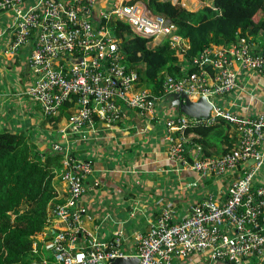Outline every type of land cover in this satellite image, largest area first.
I'll list each match as a JSON object with an SVG mask.
<instances>
[{"label":"built area","instance_id":"built-area-1","mask_svg":"<svg viewBox=\"0 0 264 264\" xmlns=\"http://www.w3.org/2000/svg\"><path fill=\"white\" fill-rule=\"evenodd\" d=\"M0 13L7 14L10 21L0 32V37L7 34V54L12 57L21 48H28L34 83L27 94L44 116L57 117L65 103L73 104L64 136L68 131L91 128L94 116L111 124L135 111L147 122L164 123L167 119L168 157L201 179L232 174L247 162L259 168L264 163V115L243 117L219 104L238 87L240 72H264V54L254 53L245 39L238 38L227 47H211L191 58V66L197 68L193 73L178 79L170 75L163 78L165 95L185 93L191 101L205 97L211 104L207 124L223 121L239 136L236 150L188 164L182 143L174 142L172 134L179 133L185 143L183 131L195 120L184 115L171 117V109L166 113L162 107L159 110L149 90L134 85L138 74L127 68L119 48L121 39L108 25L119 21L128 25L133 35L148 38L155 45L166 41L182 61L188 42L175 34L169 19L152 14L141 2L127 5L124 0H0ZM51 147L64 155L62 179L67 185V200L50 208L48 225L32 244L33 264H111L128 257L136 258L138 264H173L175 259L198 252H207L213 262L230 264L264 258V183L258 188L251 186L259 168L250 167L233 179L221 203L210 196L178 221L171 210L162 209L145 235L128 239L122 231H115L110 239L100 241L82 222L87 216L81 203L83 183L92 171L91 162L80 160L70 165L68 146L54 142Z\"/></svg>","mask_w":264,"mask_h":264},{"label":"crops","instance_id":"crops-1","mask_svg":"<svg viewBox=\"0 0 264 264\" xmlns=\"http://www.w3.org/2000/svg\"><path fill=\"white\" fill-rule=\"evenodd\" d=\"M180 1L190 11L203 6L200 0ZM9 25L8 15L0 13V32ZM6 36L0 37V130L25 136L40 152L50 151L52 144L58 142L68 146L77 161L92 162L93 170L85 180L86 192L81 201L87 213L82 222L100 241L108 240L115 231H122L128 239H133L135 234L145 235L162 209L171 210L178 221L189 215L192 206L207 201L210 196L214 202L221 203L231 181L251 167V162H247L232 174L201 179L168 157L163 121H143L132 111L126 112L119 123L99 122L92 129L68 131L64 136L62 132L72 111L63 110L54 118L44 116L38 103L27 94L34 83L28 48L9 56L4 45ZM219 104L243 117L264 115V72H240L238 87L219 100ZM163 105H159V110L161 107L163 112L170 110L167 105L165 110ZM236 144L237 135L228 128L220 139V148L229 152ZM198 151L189 152L193 159L200 156ZM224 154L214 152L211 157ZM63 168L66 169L65 165ZM263 181L264 166L255 174L253 186ZM96 183L99 187H94ZM54 187L57 199L65 201L67 185L62 177L56 176ZM94 229L101 232V238ZM173 264L227 263L211 262L207 252H198L184 260L176 259ZM242 264H264V258H251Z\"/></svg>","mask_w":264,"mask_h":264},{"label":"trees","instance_id":"trees-1","mask_svg":"<svg viewBox=\"0 0 264 264\" xmlns=\"http://www.w3.org/2000/svg\"><path fill=\"white\" fill-rule=\"evenodd\" d=\"M200 1L203 6L198 11H190L181 5L180 0L175 3L164 0H124L127 5L141 2L152 14L163 16L172 22L175 34L188 42L182 61L166 41L150 46V39L133 35L128 25L119 21L108 23L112 26L115 37L121 39L119 48L125 56L126 65L137 72L138 82L145 87L143 89L149 90L157 99V107L160 98V103L165 104L164 76L170 75L178 79L195 72L197 68L191 66V58L211 47H227L242 38L250 43L254 53L264 54V0ZM72 105L65 103L64 107ZM163 107L166 110V105ZM132 112L138 116L137 112ZM171 112V117L182 116L178 111L175 113L171 109ZM94 120V123L112 125L122 119L111 124L99 121L95 116ZM165 120L167 119H164V123ZM92 128L93 126L90 129ZM227 129L224 122L207 124L206 120H191L183 131V136L187 138L185 143L181 141L179 133L172 134V138L174 142L182 143L187 158L185 163L191 164V150H199V155L208 158L214 152L227 153V150L220 148V139ZM189 135L193 136L188 138ZM62 147L65 148L66 145ZM50 149L40 152L25 136L0 130V264H33L32 244L48 225L50 208L56 204H64L67 200V197L65 201L63 198L57 199L58 192L54 187L56 176L62 177L66 172L63 168L64 155L53 151L52 147ZM68 155L72 158L69 164H74L77 158L70 150ZM91 169L93 170L92 165ZM94 187H99V184H94ZM247 260L249 259L242 260L239 264Z\"/></svg>","mask_w":264,"mask_h":264},{"label":"water","instance_id":"water-1","mask_svg":"<svg viewBox=\"0 0 264 264\" xmlns=\"http://www.w3.org/2000/svg\"><path fill=\"white\" fill-rule=\"evenodd\" d=\"M94 20L98 21V18L95 15ZM69 60L80 61V59L74 60L73 58H69ZM164 103L170 109H175L180 114L197 122L208 120L210 116L211 104L203 96L199 97L196 101H191L185 93H172L164 97ZM111 264H138V260L136 258L128 257L114 260Z\"/></svg>","mask_w":264,"mask_h":264},{"label":"rangeland","instance_id":"rangeland-1","mask_svg":"<svg viewBox=\"0 0 264 264\" xmlns=\"http://www.w3.org/2000/svg\"><path fill=\"white\" fill-rule=\"evenodd\" d=\"M150 45L151 46H153V45H155V44H153L152 42H150ZM21 50H23V49H20L19 51H21ZM17 54V53H16ZM126 64V63H125ZM127 66V65H126ZM127 68L129 69V67L127 66ZM129 70H133V69H129ZM141 83V82H140ZM139 82H138V80L135 82V86H137V88L138 89H143V88H145L144 86H143V84H140ZM140 84V85H139ZM214 101V100H213ZM160 105H161V103H160ZM70 109V107L69 108H64L63 110H69ZM71 110V109H70ZM164 111V110H163ZM234 114V113H233ZM220 122H223V121H220ZM219 122V123H220ZM225 123V122H224ZM225 125L227 126V128H229V129H232V130H234V132L236 133V135H237V144H236V147L233 149V150H236L237 148H238V141H239V136H238V134H237V132H236V130L232 127V126H230L229 124H227V123H225ZM36 147V146H35ZM37 148V147H36ZM38 149V148H37ZM39 150V149H38ZM233 150H231V151H233ZM231 151H229V152H231ZM229 152H227V153H229ZM226 154V153H225ZM194 158V157H193ZM202 158H207V157H202L201 155L200 156H195V159H202ZM194 160V159H193ZM264 166V163L262 164V166L261 167H263ZM251 167H253L252 169L253 170H257L258 168H259V166H257V164L256 163H254V162H251ZM261 167L256 171V173L257 172H259V170L261 169ZM245 173V172H244ZM244 173L242 174V175H244ZM255 173V174H256ZM241 175V176H242ZM241 176H239V177H241ZM239 177H237V178H239ZM254 181V180H253ZM262 183H264V181L262 182ZM261 183V184H262ZM260 184V185H261ZM259 185V186H260ZM251 186H253V185H251ZM259 186H257V187H254L253 186V188H258ZM95 231H96V234L97 235H100L98 238H101V232L100 231H98V230H96V229H94ZM33 257V256H32ZM33 260H34V257H33Z\"/></svg>","mask_w":264,"mask_h":264}]
</instances>
